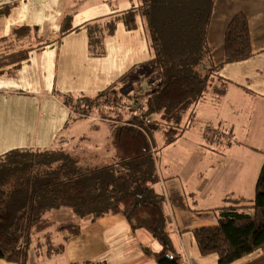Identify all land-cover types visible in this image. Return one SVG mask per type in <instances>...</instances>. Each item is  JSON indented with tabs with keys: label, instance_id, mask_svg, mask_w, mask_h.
<instances>
[{
	"label": "crops",
	"instance_id": "1",
	"mask_svg": "<svg viewBox=\"0 0 264 264\" xmlns=\"http://www.w3.org/2000/svg\"><path fill=\"white\" fill-rule=\"evenodd\" d=\"M80 1L71 0L66 6L63 2L60 15L56 12L47 20L41 0H0V55L29 48L27 59L17 69L7 68L0 74V153L17 147L46 149L62 145L79 153L96 152L106 162L114 155L111 133L96 137L91 145L92 140L82 129L90 128L84 121L94 120L93 114L74 117L64 98H76L75 94L93 97L130 81V91L136 90L143 99L160 82V71L139 16L132 29L121 20L123 10L137 0H83L89 6L78 8ZM214 5L206 37L211 62L216 65L223 59L226 25L237 12L247 16L252 54L236 63L218 65L217 77L203 98L184 113L181 133L170 143L162 136L164 145L185 140L186 136L197 144L186 153L193 155L192 162L178 158L177 167L171 169L162 160L159 163L157 146L153 148L159 179L154 187L164 197L169 235L183 257L181 264H217L216 255H200L191 230L217 224L214 208L228 199L252 200L247 193L264 160V132L258 131L264 123V0H214ZM67 15L76 29L62 33ZM112 19L116 25L108 33L106 27ZM45 23L49 28L43 32ZM94 25L101 36V55L93 54L88 45V30ZM23 26L33 30L16 35V29ZM223 86L224 92L217 94L216 89ZM97 127L94 134L100 135ZM216 139L229 143L213 142ZM255 152L260 157L251 170L250 156ZM53 211L64 212L69 219L50 220L76 222L82 227L78 234L67 238L58 233L64 244L60 254L65 264L88 260L158 264L144 252L145 247L152 252L160 250L157 239L145 228L133 229L123 214L74 220L77 215L63 207L45 216ZM34 244L31 242L30 247ZM263 254L258 249L233 264ZM0 264L13 263L0 259Z\"/></svg>",
	"mask_w": 264,
	"mask_h": 264
},
{
	"label": "trees",
	"instance_id": "2",
	"mask_svg": "<svg viewBox=\"0 0 264 264\" xmlns=\"http://www.w3.org/2000/svg\"><path fill=\"white\" fill-rule=\"evenodd\" d=\"M214 9V0H137L123 10L121 20L128 29L136 26L137 16L142 21L161 79L140 98L142 113L130 110L127 117L119 116L111 123V159L105 162L96 152L79 153L62 145L17 147L0 153V259L28 264L30 250L37 251L43 244L41 237L49 241L48 254L60 253L64 244L55 242L54 236H74L82 227L71 221L56 223L45 215L69 207L77 216H90V220L123 214L133 229L145 228L159 242L160 250L152 252L145 247L144 252L158 264H181L183 257L169 235L164 197L154 187L159 179L152 131L162 127L166 143L172 142L181 133L184 113L203 98L217 77L218 65L236 63L252 54L247 16L237 12L226 25L223 59L216 65L211 62L206 37ZM70 18L66 16L62 33L76 29ZM115 25L112 19L107 32L112 33ZM32 30L23 26L14 33ZM88 34L90 51L101 55L97 26H90ZM28 52L29 48H19L1 54L0 74L7 68L17 69ZM224 89L217 88V94ZM108 90L114 89H104L100 96ZM69 98L63 100L67 106ZM83 114L92 113L85 109ZM254 186L252 200L228 199L214 208L217 224L191 230L200 255L215 253L217 264H233L258 249L264 252V160ZM33 239L35 244L30 247ZM67 264L107 263L88 260ZM242 264H264V254Z\"/></svg>",
	"mask_w": 264,
	"mask_h": 264
},
{
	"label": "rangeland",
	"instance_id": "3",
	"mask_svg": "<svg viewBox=\"0 0 264 264\" xmlns=\"http://www.w3.org/2000/svg\"><path fill=\"white\" fill-rule=\"evenodd\" d=\"M71 0H41V9L42 12L45 13L47 20L50 18V16L53 14L55 16L56 12H58V16L60 15V10L61 6L64 2V6L68 5ZM38 3V2H37ZM77 5H80L78 8H84L89 5L83 3V0H81ZM38 6V4H37ZM54 9V10H53ZM46 27V28H45ZM47 23L44 25V31H47ZM24 34L26 33L25 31H19L18 34ZM48 33V32H47ZM45 36V34H44ZM148 82V81H145ZM130 81H127L126 83L124 82L123 84L121 83L120 85H115L114 87H111L110 89H116L114 90H108L104 95H101L102 91H99L97 95L94 97H89V96H84L82 94L81 96L78 94H75L76 98L70 97L69 98V103L68 107L69 110L71 111V114L75 117H82L81 114L83 115V112L86 110H90V112L94 116V120H85L84 124L89 125L90 128L84 127L82 129V132L84 131L86 136L89 138V140H92L91 145L94 143V139L99 136H103L106 133H112L113 131V125L111 123L116 120L119 116H125L127 117L128 114L131 112L130 106L126 104H131L136 101L137 103L141 104L140 101V95L136 90L130 91L131 86H130ZM130 87V88H129ZM133 89V88H132ZM141 93V91L139 92ZM131 98H134L136 100H129ZM126 105V106H125ZM125 106V107H124ZM118 113H117V112ZM96 117H99L100 120H97ZM105 121V122H103ZM107 121V122H106ZM210 125V124H208ZM97 126L100 127V135H95V129L97 130ZM212 127V126H211ZM102 128V129H101ZM215 129V128H214ZM163 128L158 127L152 131L153 133V142L154 145L157 146V156H158V161L159 163L162 160L163 165H168V167H171V169H175L176 163L179 161L178 158L181 159V161H184V163L187 162H192V156L189 157L186 153L189 151H192V147L197 146V144L192 143L187 136L185 137V140H176L173 144L170 145H164L163 143V137L164 134L162 133ZM209 131V130H208ZM258 131L264 132V123H260V128H258ZM81 132V131H80ZM210 132V131H209ZM190 134V133H188ZM198 143V142H197ZM199 145V143H198ZM189 150V151H188ZM184 153V154H183ZM258 157H260L259 152H255L254 155L250 156L251 160L249 161L253 166L251 167V170L255 167L256 163H258ZM254 183L253 181L250 185V192L247 193L248 197L254 198ZM248 190V188L246 187ZM66 213H56V211H53L52 213H49L47 215L48 218L50 219H55V220H67L69 219L68 217H65ZM60 217V218H59ZM74 220L79 219L80 217L73 216ZM81 219V218H80ZM79 219V220H80ZM53 240L55 242H61V237L59 234L55 235ZM40 241H43L42 245L37 247V251L35 250H30L29 255H28V264H65V260L62 254H54L50 253L48 254L46 252L47 245L49 244V241L47 242V239L45 238H40ZM32 242H35V239L32 240ZM216 255L215 253H213ZM218 258V257H217Z\"/></svg>",
	"mask_w": 264,
	"mask_h": 264
},
{
	"label": "built area",
	"instance_id": "4",
	"mask_svg": "<svg viewBox=\"0 0 264 264\" xmlns=\"http://www.w3.org/2000/svg\"><path fill=\"white\" fill-rule=\"evenodd\" d=\"M126 105H129L130 109L132 111H134L135 113H137V114L142 113L144 111V106L142 104H140V103H137L136 101H134V103L126 104ZM83 115H85V114H83ZM149 121H150V118H146V122H149Z\"/></svg>",
	"mask_w": 264,
	"mask_h": 264
}]
</instances>
